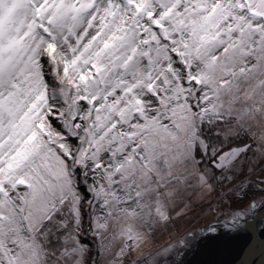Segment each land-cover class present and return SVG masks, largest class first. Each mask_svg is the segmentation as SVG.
<instances>
[{
	"label": "snow or ice",
	"instance_id": "1",
	"mask_svg": "<svg viewBox=\"0 0 264 264\" xmlns=\"http://www.w3.org/2000/svg\"><path fill=\"white\" fill-rule=\"evenodd\" d=\"M261 173L264 0H0V264H264Z\"/></svg>",
	"mask_w": 264,
	"mask_h": 264
},
{
	"label": "rangeland",
	"instance_id": "2",
	"mask_svg": "<svg viewBox=\"0 0 264 264\" xmlns=\"http://www.w3.org/2000/svg\"><path fill=\"white\" fill-rule=\"evenodd\" d=\"M260 175H264V173H261ZM195 199V197H193V200ZM210 218V217H209ZM198 226V225H197ZM164 239V237H161L160 240H158L157 242H161ZM226 242H220L219 240L217 241H213L210 244V247H219L223 244H225ZM147 250V249H145ZM204 259L206 261H211V260H229L230 257L225 253L223 255H216V256H208V257H204Z\"/></svg>",
	"mask_w": 264,
	"mask_h": 264
},
{
	"label": "water",
	"instance_id": "3",
	"mask_svg": "<svg viewBox=\"0 0 264 264\" xmlns=\"http://www.w3.org/2000/svg\"><path fill=\"white\" fill-rule=\"evenodd\" d=\"M221 232H223V229H221ZM220 242H227V237H223L221 240H219Z\"/></svg>",
	"mask_w": 264,
	"mask_h": 264
}]
</instances>
